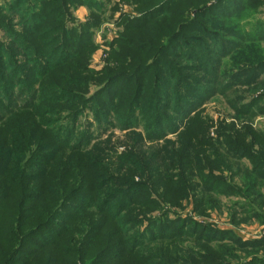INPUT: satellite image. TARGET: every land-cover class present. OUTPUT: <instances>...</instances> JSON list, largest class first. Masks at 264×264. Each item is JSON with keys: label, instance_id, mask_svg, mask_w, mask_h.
I'll use <instances>...</instances> for the list:
<instances>
[{"label": "rangeland", "instance_id": "obj_1", "mask_svg": "<svg viewBox=\"0 0 264 264\" xmlns=\"http://www.w3.org/2000/svg\"><path fill=\"white\" fill-rule=\"evenodd\" d=\"M69 36L71 40H64ZM195 40L201 45L187 55ZM60 43L66 48L55 55ZM0 46L2 55L11 59L2 69L0 119L16 108L19 113L29 111L25 106L39 105L40 98L50 102V92L44 89L59 85L66 89L55 104L61 110L43 117L45 123H56L47 129L61 131L73 147L91 153L94 163H114L122 174L126 169L138 172L130 162L159 155L162 169L174 159L171 153L185 151L182 144L189 138L226 146L235 136L230 126L238 134L247 126L264 132V113L258 110L264 109V0H0ZM57 71L60 75L54 74ZM67 73L76 78H66ZM215 74L216 86H230L231 92L214 91ZM152 79L163 95L151 97L146 106L142 87L150 83L142 82ZM181 86L185 89L179 92ZM248 158L238 161L242 166L235 162L230 170L223 169L227 181L239 188V178L232 177L243 172L241 167L250 169ZM111 174L113 191L122 174ZM133 181L145 183L138 174ZM260 189L264 192V186ZM145 191L149 188L119 195L113 191L117 194L111 209L124 197L131 205ZM235 193L221 192L220 209L205 214L193 210L192 195L175 207L151 193L153 205L137 217L136 232L143 240L136 250L185 220L182 248L173 255L176 264H192V257L196 264H264V206L249 208L251 213L257 209L258 219L241 218L242 213L233 224L229 209L239 210L245 203V197ZM154 245L160 258L175 249L168 241ZM115 255L111 260L99 254L94 263L133 264L127 252L117 250ZM33 262L18 256V264Z\"/></svg>", "mask_w": 264, "mask_h": 264}, {"label": "trees", "instance_id": "obj_2", "mask_svg": "<svg viewBox=\"0 0 264 264\" xmlns=\"http://www.w3.org/2000/svg\"><path fill=\"white\" fill-rule=\"evenodd\" d=\"M215 8L212 6L210 9ZM71 38L69 36L64 40ZM200 45L201 42L195 40L191 49H186V54H193ZM63 48L66 46L61 45L54 51L55 55ZM4 52L0 46V81H3L2 69L11 61L7 53L2 55ZM54 74L60 75V71ZM63 75L68 79L76 78L70 73ZM217 80L214 83L216 93L226 95L232 91L227 85L217 87ZM142 83H150L149 87H142L141 98L146 99L141 102L146 106L151 97L155 100L163 95L161 86L155 80ZM135 89L137 94L139 88ZM184 89L185 86H181L179 92ZM44 90L50 92V102L40 98L39 105L25 106L29 111L19 113L20 108H16L0 119V264H18L19 255L34 260V264L44 258L46 264H96L94 262L99 254L104 259L110 256L112 260L116 258L117 250L130 254L133 264H151L154 260L156 264H176L173 255L177 248H182L185 220L178 227L172 225L167 233L158 234L159 237L147 242L145 248L136 250L137 243L143 240L136 232L139 224L137 217L148 204L153 205L151 193L175 207H181L183 200L192 195L193 210L205 214L208 210L220 209V197H224L221 192L235 190L239 197H245V203L239 205V210L235 207L229 209L231 222L237 224L240 220L237 214L242 213L241 218L248 220L260 217L256 208L253 213L249 208L264 206V192L260 191L264 186V171L259 168L264 167V132L257 133L247 126L243 134H238L230 126L235 136L226 142V146L219 141L206 143V139L197 142L189 138L182 144L185 151L177 155L171 153L174 159L170 158L162 169L157 163L159 155L139 164L130 162L138 172L126 169L122 174L120 168H114V163L109 164L105 160L101 164L94 163L91 153L73 147L62 137L61 131L47 129L56 123L53 119L45 123L43 117L61 110L55 104H59V95L66 89L54 84ZM159 106L166 108L162 104ZM235 108L238 110L237 106ZM258 110L264 113V109ZM245 135L249 138L248 142L244 141ZM254 147L258 151H253ZM243 157H249L252 166L250 169L241 167L243 172L238 170L237 175L232 177L239 178L241 185L238 186L242 187L239 188L236 183L227 181L223 169L230 170ZM163 161L164 158L161 163ZM240 162L238 166H242ZM258 169L262 171L260 176ZM111 173L122 174L117 177L118 186L113 190L118 195L133 188H149V191L135 196L131 205L124 197L120 205L112 210L111 199L117 193L113 195L109 188L114 177ZM135 174L143 177L145 183H135ZM250 175H255L256 180H251ZM217 186L219 189H216ZM154 204V207L157 206ZM164 241L174 245L175 249L171 251L169 248L168 256L160 258L154 244ZM190 262L196 264L197 261L192 257Z\"/></svg>", "mask_w": 264, "mask_h": 264}]
</instances>
